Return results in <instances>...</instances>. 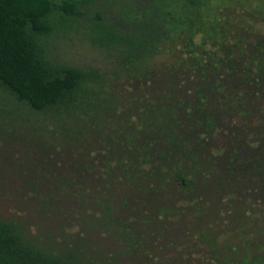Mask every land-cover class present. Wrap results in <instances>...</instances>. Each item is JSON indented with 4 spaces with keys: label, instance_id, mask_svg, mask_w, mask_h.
<instances>
[{
    "label": "trees",
    "instance_id": "trees-1",
    "mask_svg": "<svg viewBox=\"0 0 264 264\" xmlns=\"http://www.w3.org/2000/svg\"><path fill=\"white\" fill-rule=\"evenodd\" d=\"M76 39L97 63L69 59ZM4 134L69 158L32 199L70 230L131 242V214L249 205L264 195V0H0ZM68 232L58 246L0 217V264H103Z\"/></svg>",
    "mask_w": 264,
    "mask_h": 264
},
{
    "label": "rangeland",
    "instance_id": "rangeland-1",
    "mask_svg": "<svg viewBox=\"0 0 264 264\" xmlns=\"http://www.w3.org/2000/svg\"><path fill=\"white\" fill-rule=\"evenodd\" d=\"M74 44L65 46L69 59L91 64L100 59L98 50L88 43L76 39ZM14 132L18 138L19 132ZM6 137H0V217L20 222L40 242L51 236L61 246L64 229L73 235L79 232V238L86 241L83 253L103 264H257L264 258V195L244 207L241 200L239 204L231 200L230 206L224 201L215 211L206 207L200 218L181 209L173 215L174 207L165 212L168 214L153 209L154 224L131 214L140 225L131 242L95 228L82 232L75 226L70 230L68 224L74 219H53L51 212L32 199V182L42 189L48 174L53 186L55 177L71 174L69 158L55 165L39 147Z\"/></svg>",
    "mask_w": 264,
    "mask_h": 264
}]
</instances>
